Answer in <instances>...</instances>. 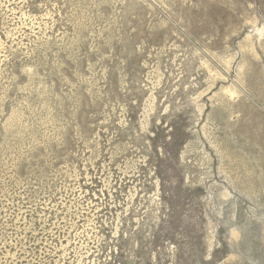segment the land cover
I'll return each instance as SVG.
<instances>
[{
	"label": "rangeland",
	"instance_id": "374dc122",
	"mask_svg": "<svg viewBox=\"0 0 264 264\" xmlns=\"http://www.w3.org/2000/svg\"><path fill=\"white\" fill-rule=\"evenodd\" d=\"M0 264H264V0H0Z\"/></svg>",
	"mask_w": 264,
	"mask_h": 264
}]
</instances>
